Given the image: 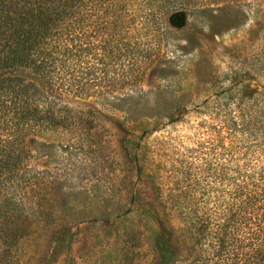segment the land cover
I'll return each instance as SVG.
<instances>
[{"label":"trees","instance_id":"16d2710c","mask_svg":"<svg viewBox=\"0 0 264 264\" xmlns=\"http://www.w3.org/2000/svg\"><path fill=\"white\" fill-rule=\"evenodd\" d=\"M257 1L0 0V264L16 256L27 208L28 135L46 140L45 156L56 133L85 141L81 130L95 121L83 113L127 114L153 67L197 51L201 28L215 35L213 12L261 10ZM177 13L190 19L182 33L168 26ZM228 91L220 94L233 99ZM258 104L210 114L218 127L198 154L172 158L174 188L161 196L168 231L160 228L174 247L161 264H264V99Z\"/></svg>","mask_w":264,"mask_h":264},{"label":"rangeland","instance_id":"374dc122","mask_svg":"<svg viewBox=\"0 0 264 264\" xmlns=\"http://www.w3.org/2000/svg\"><path fill=\"white\" fill-rule=\"evenodd\" d=\"M257 5L213 12L215 35L201 28L197 51L153 67L128 103L131 113L99 106L83 113L95 121L81 130L85 141L56 133L54 154L45 156L46 140L28 135L27 208L11 264L164 262L174 247L160 228L168 231L161 196L174 188L172 158L198 154L218 127L210 114L247 112L264 99V0ZM189 23L177 13L168 26L182 33ZM229 89L233 99L220 94ZM137 111L149 116L135 119Z\"/></svg>","mask_w":264,"mask_h":264}]
</instances>
